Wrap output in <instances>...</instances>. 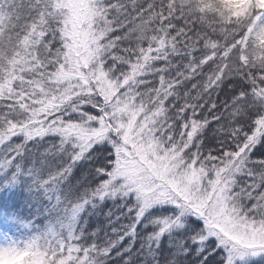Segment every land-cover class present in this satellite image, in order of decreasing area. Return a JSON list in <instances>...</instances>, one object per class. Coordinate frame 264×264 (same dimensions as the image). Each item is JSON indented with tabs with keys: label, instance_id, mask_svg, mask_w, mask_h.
Segmentation results:
<instances>
[{
	"label": "snow or ice",
	"instance_id": "obj_1",
	"mask_svg": "<svg viewBox=\"0 0 264 264\" xmlns=\"http://www.w3.org/2000/svg\"><path fill=\"white\" fill-rule=\"evenodd\" d=\"M20 184L0 264H264V0H0Z\"/></svg>",
	"mask_w": 264,
	"mask_h": 264
},
{
	"label": "trees",
	"instance_id": "obj_2",
	"mask_svg": "<svg viewBox=\"0 0 264 264\" xmlns=\"http://www.w3.org/2000/svg\"><path fill=\"white\" fill-rule=\"evenodd\" d=\"M43 146V144L38 146V150ZM27 201L28 191L23 184L15 187H0V205H2L0 207V227L11 235L21 237L23 230L12 227L7 218L12 215L28 216L30 208Z\"/></svg>",
	"mask_w": 264,
	"mask_h": 264
},
{
	"label": "rangeland",
	"instance_id": "obj_3",
	"mask_svg": "<svg viewBox=\"0 0 264 264\" xmlns=\"http://www.w3.org/2000/svg\"><path fill=\"white\" fill-rule=\"evenodd\" d=\"M6 236L12 237V238H15V239H20V238H16V237L10 236L7 232L3 231L0 228V243H2L4 241V239H5Z\"/></svg>",
	"mask_w": 264,
	"mask_h": 264
}]
</instances>
